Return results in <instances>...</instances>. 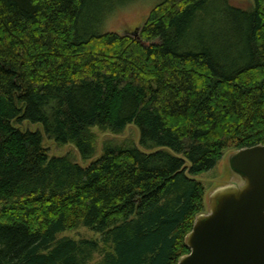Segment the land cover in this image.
<instances>
[{
  "label": "trees",
  "instance_id": "obj_1",
  "mask_svg": "<svg viewBox=\"0 0 264 264\" xmlns=\"http://www.w3.org/2000/svg\"><path fill=\"white\" fill-rule=\"evenodd\" d=\"M115 8L0 0V264H90L101 243L104 264H178L198 176L264 145V0H160L138 36L103 31ZM131 124L138 144L94 158L93 127ZM45 137L91 161L50 156ZM79 226L101 241L58 237Z\"/></svg>",
  "mask_w": 264,
  "mask_h": 264
},
{
  "label": "water",
  "instance_id": "obj_2",
  "mask_svg": "<svg viewBox=\"0 0 264 264\" xmlns=\"http://www.w3.org/2000/svg\"><path fill=\"white\" fill-rule=\"evenodd\" d=\"M228 163L239 181L209 195L178 264H264V145L236 150Z\"/></svg>",
  "mask_w": 264,
  "mask_h": 264
},
{
  "label": "rangeland",
  "instance_id": "obj_3",
  "mask_svg": "<svg viewBox=\"0 0 264 264\" xmlns=\"http://www.w3.org/2000/svg\"><path fill=\"white\" fill-rule=\"evenodd\" d=\"M160 0H115V12L111 14L103 24V31L115 32L119 34H133L138 36L137 27L141 26L149 17L151 11L159 3ZM231 4L250 8L254 5V0H229ZM111 7V4L108 5ZM107 11V10H106ZM21 129H40V125L31 124L29 122H22L18 125ZM91 131L95 135L96 153L94 158L98 157L106 142H115L123 144L126 141H133L138 144L140 139L139 129L135 124L127 126V128L120 134H115L109 129H101L100 127H93ZM44 145L50 156L52 155H70L76 162L82 165L88 164L91 160H83L74 144L59 145L54 140L45 137ZM236 150L230 149L225 151L224 156L218 161L216 166L208 172L198 176L206 190L205 195V210L203 213L209 212L208 199L209 195L219 187L228 185L230 182L239 181L235 174L230 169L228 163V156ZM93 158V159H94ZM202 214V213H201ZM70 237L75 240L82 238L97 239L101 241V235L85 226H79L75 229L67 230L58 235L61 237ZM101 251L95 254L90 264H104V256L106 249L110 246H105L101 243ZM106 247V249H105Z\"/></svg>",
  "mask_w": 264,
  "mask_h": 264
}]
</instances>
